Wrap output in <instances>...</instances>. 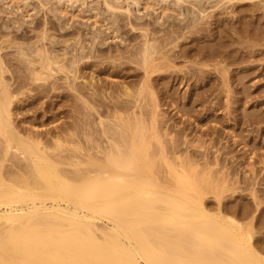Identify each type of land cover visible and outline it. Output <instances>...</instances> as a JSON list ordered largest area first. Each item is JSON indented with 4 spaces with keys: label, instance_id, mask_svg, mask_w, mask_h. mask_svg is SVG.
I'll list each match as a JSON object with an SVG mask.
<instances>
[{
    "label": "bare ground",
    "instance_id": "1",
    "mask_svg": "<svg viewBox=\"0 0 264 264\" xmlns=\"http://www.w3.org/2000/svg\"><path fill=\"white\" fill-rule=\"evenodd\" d=\"M38 1L40 2L41 0ZM101 1L102 0H100V2ZM122 1L123 0H121L119 3V0L116 2L113 0H104V7H106L108 10L111 18L112 16L117 17L116 14L120 13L122 16L123 14L124 16H131L132 9H129L128 7L124 8L121 5L123 3ZM127 1L128 0H124L126 4ZM160 1H162L165 5L160 6L162 2H159V0H146L143 3H141V0H132V3L134 4L133 6L136 5L138 8L143 7L147 9L150 6L153 12H157L155 14H157L159 22L162 16H166L170 12L171 13L169 14L168 19L170 18V15L173 16V18H177L178 16L183 17V12H181V9L184 7L183 4H185L187 0H174L172 3L174 4L173 6L170 4L171 1ZM190 1L188 0V3ZM201 1L202 0H198L196 2V0H193L189 4L194 7L196 3L200 5L198 2ZM206 1L208 2V0ZM206 1H204V3H207ZM231 1L234 2L233 6H235L234 0H224L223 2L231 3ZM236 1H239L240 3V1L243 0ZM252 1L250 0V2ZM0 2H5L6 7H14L15 4L17 8V4H19V0H0ZM58 2L60 3V0H58ZM65 2L69 3L70 9L73 7L72 4L74 5V3L76 4L79 2L80 4L81 2L83 5L85 4V0H65ZM129 2L131 3V1ZM220 2L221 1L218 0L212 7L216 8L219 6L218 4H220ZM88 4L89 3L86 5L88 6ZM94 4H97L96 7H98V3ZM197 4L196 6H199ZM212 4L214 3L212 2ZM130 5L132 6V4ZM157 6H160L161 12H159L160 8H156ZM56 7L53 9L56 10L58 14L66 15L71 18L72 13L66 10L65 7ZM189 7L191 6L189 5ZM207 7L211 9L210 6ZM16 8L11 9L19 10V7L17 9ZM203 8H205V6ZM203 8L201 9L200 7H196V11L194 12H192L193 10H190L191 12L188 9L186 10L187 14L190 13L192 15L191 18L185 15V17L190 18V20H186L191 22V26H196L195 24L199 20L205 23V19L207 18L206 16L208 14L206 13L207 8ZM184 9H186V7H184ZM191 9H195V7ZM167 11L170 12L168 13ZM56 12L55 14H57ZM166 12L167 14L165 15ZM23 14L20 16H24ZM106 15L104 17L107 18ZM102 16L100 15V18ZM114 17L112 18V21L108 20L107 18V21H110V23L112 22L115 26V23H118L119 19L116 21V18ZM166 17H163V20L160 22L161 24L164 23H162V21H167ZM21 19L22 18L19 17L17 21L19 22ZM86 19H93L92 24L99 25V28L103 26H100V24L103 23L101 20H103L105 23V19L102 18L100 20L101 23L98 24L99 21L97 19L99 18H97L96 15L88 16ZM183 19L185 20V18ZM203 19L204 21H202ZM158 20L157 23L160 24ZM169 20H173L171 22L173 23L175 22L174 20L177 19L170 18ZM180 20L181 19L177 21ZM181 21L183 22V20ZM112 23L110 30L114 31V29H112V27L114 28ZM161 24L159 27L164 26ZM187 24L189 26V23ZM143 25L139 24V26ZM116 26L118 25L116 24ZM175 26H173L171 30H173ZM181 26L179 25L178 27L177 23L176 27L179 29ZM188 26H183L179 30L182 31V29H187L188 31ZM171 30L170 32L172 34L173 31ZM179 30L174 29L173 33L176 34V37H179ZM191 30L192 29L190 28V31ZM46 31L47 30L45 29V33H47ZM116 31L118 32V30ZM140 31H142V35H139L142 37L140 38L142 43L137 51L133 50L136 51L135 54L133 52H130V54L132 53L133 56L136 55L138 57L137 62L139 61L141 66L145 67L146 75H149V72H155L153 71L155 68L153 62L154 56L160 53L158 46L163 45L162 42L166 41L161 36L163 41H161L162 44L159 43L158 45L156 44L158 39L156 40L157 37H154V35H156L154 30L152 32L147 27H143L140 29ZM95 33L97 36L98 33ZM201 34L198 35L201 36ZM91 35H94L93 32ZM113 35H115V31L111 36ZM166 35L170 37L171 41V38L175 36H169V33H166ZM190 35L193 34L191 33ZM202 36L201 38H204ZM49 37L52 36L49 34V36H47V40ZM168 37L164 38H167L166 40H168ZM183 37L184 35L182 38ZM39 38L40 37L38 36L37 39ZM74 38L77 39V42L78 38ZM120 38L122 41V37ZM199 38H193L192 41L195 42ZM7 39L10 41L12 40L10 38ZM66 39H64V41L62 39L63 42L61 41L63 44L65 43L64 45L67 43V41H65ZM101 39L102 37L100 39L98 38L99 42H97H101L103 45L105 43L103 41L104 38L102 39L103 42L100 41ZM208 39H210V37ZM73 40L75 41V39ZM174 40H177V38ZM94 41L91 40L93 45L95 44ZM14 42L13 44H15ZM35 42L36 41L30 43L31 46L29 44L28 48L27 46L23 47L26 44L23 45L18 43L19 45L21 44L20 46L23 49H26L25 51L23 50L24 52H22V48H19V45L16 48L17 50L19 49V52L15 51V53H19L18 59H22H19L20 65L26 68L28 71L23 72V75L28 74V76H30V81H32V83L34 82V85H36L35 83H39V86L37 87L40 88V86L43 87L44 82L52 79L51 77L53 76V73L59 72L57 73L58 75L61 73L69 74V71L72 70V65L77 61L70 62V58L68 59V56L71 54H67L69 51L67 47L72 46L76 48L77 46L74 42L73 44L75 46L73 44L71 45V43L70 45L67 43L69 45L65 47L67 51L62 48L65 52L63 50L58 52L59 50H57L58 53L56 52V54L49 52L52 49L50 48L51 43L47 46H50L49 49L46 47L49 50L48 51L47 49L45 50V48H41L42 44L39 45L40 47H37V45L36 47H32L33 43L35 46ZM61 42L60 44H62ZM82 42H84V39ZM98 43L96 44L98 45ZM166 43L168 44V42ZM201 43L202 41L200 44ZM167 44L165 45L164 43L165 47H167ZM81 45L79 44L78 46L81 47ZM83 45L85 46V44ZM83 45V49L80 48L82 51H85L92 46L88 44L90 47L87 46L88 48L84 49ZM94 47L96 46L94 45ZM94 49L93 52L95 51ZM191 49L193 48L191 47ZM88 50L91 51V49ZM166 50L167 49L164 51ZM70 51L72 52L73 50L71 49ZM204 51H206L205 48ZM76 52L77 51L73 53ZM59 53L61 54L59 55ZM227 55L229 56L228 58H230L231 55L229 53ZM74 56L71 58L73 61H75L73 59ZM82 56L78 57L82 58ZM84 56L85 58L87 57L86 53ZM208 56H205V60L208 58ZM65 57L67 60H65ZM88 57L91 58V56ZM88 57L86 59H88ZM186 57L184 56L183 58ZM77 58L75 57L76 60ZM85 58L83 57V59ZM228 58L227 60H230ZM198 59L199 58L197 57V60ZM209 60L210 59L207 61ZM1 61L0 153L2 154V159H0V264H264V223L261 222L264 220V218L259 220V223L255 216L256 213L260 216L264 210V206L260 207L263 203V200H260V197L264 196V188L262 187L261 189L260 187V189H257V187H255V185L258 184L257 182L260 181L258 180L260 178L255 180V172H253L254 170L251 169V167L249 168L251 169L250 171H252L250 172L251 174L245 176V172H243V177L245 178L242 177V179L249 182L250 190L248 189V191L250 192L246 195H249L254 202L256 206L255 213L252 215L251 208L248 206L249 203L248 205L247 203H243L241 206L246 204L244 205L245 208L242 206L243 208L241 207V209L244 210H242L243 212L240 216H237V214L232 212V210H229L230 208L232 209L230 205V208L228 205L225 206V203L227 202L225 195L228 193L231 194L232 197L237 192L238 188L240 189V185H238L239 179H237V176H233V178H235L233 179L232 175L228 177L229 175L226 170L215 171L213 169L214 165L212 167V164H206L202 166V163L200 164V161H198L201 157L197 159L195 158L196 156L194 157V155L188 156L190 154L188 152H186L187 154L182 155L183 150L180 151L178 155V149L176 150V145L173 144L170 146L171 144L169 145V143L171 141L169 142L167 139H163L166 137H163L159 131L160 122H158L157 113L154 110L151 111L150 114L146 116V118H143L142 116L137 117L135 115L127 116V113H125L127 115L124 114V116L119 112H114L113 115L111 113L110 115L112 116L114 127H109L104 124L105 126H102L100 134L98 132V134L96 132L94 133L92 129H90L93 133V137L95 134H97L99 139L93 138L90 136L91 134L89 132L87 133L90 135L85 131V140L83 141L84 143L82 145L81 142L83 139L80 136L79 138L81 141L78 140L77 132H75L76 136L73 133V136H71L69 139H67V137L62 138L56 136L54 140L48 144H44L39 136L35 135L34 133V135L32 133L25 135L20 134L13 126L9 112L11 94L9 93V90L2 79L3 62L1 63ZM21 61L24 62L25 66H23V62L21 64ZM67 61L70 64L68 63L67 65ZM155 62L158 61L155 60ZM161 63L162 61L159 64ZM197 66L199 67V64ZM73 68H76L75 65ZM147 69L149 70L147 71ZM245 69L248 68H244L243 70ZM218 70L219 69H217V71ZM219 72L220 71L217 73L219 74ZM223 72L224 70L220 73L225 76V73ZM206 73L203 72V76L197 75V79L203 80L205 77H207ZM74 74L75 70H73L72 75ZM191 75L193 76V74H190V77ZM72 77H68V80H70ZM174 77L176 76L174 75ZM195 79L196 78H194V80ZM222 79L224 80V78ZM175 85L173 87H175ZM71 86H69V88H72ZM176 86H178V84ZM36 90L39 91V89ZM145 90L147 89L142 83L138 90L136 89V93L134 91V94L141 96ZM42 91L46 93L45 89H42ZM122 91L123 92L121 93L124 94L123 96L125 97L132 98V95H134H131V90L129 91L128 89ZM223 93L226 92L223 91ZM228 93L229 92L227 91V94ZM148 95L152 96L151 92L148 93ZM91 98L92 97H90V99ZM139 99L141 98L139 97ZM129 101L133 102V99H130ZM89 102H91V100ZM130 103L131 102H126L124 107ZM142 103H144V101L141 102V105ZM121 104H123V102ZM128 107L130 108L131 106H127L125 112H128ZM143 107H145V105H142L141 110H143ZM134 109L132 110L133 112L135 111ZM145 110H147V108H145ZM89 111L90 110H87V112ZM136 112L137 110L134 113ZM141 112L143 113L144 111ZM147 113L145 115H147ZM137 114L138 112L136 115ZM86 121L84 123H86ZM161 123L163 122L161 121ZM74 125L75 124H71V126ZM86 125L90 126V123H86ZM68 126L70 125L68 124ZM88 126H86L85 130H87ZM92 126L93 124L91 125V128ZM72 128H75V126L71 127V129ZM93 128H95V126ZM39 133L40 132H38V134ZM196 143V148H199L202 145L204 146L200 140ZM190 144L192 145L193 143ZM202 147L200 148L202 149ZM205 149L207 150V148ZM9 156H11L10 159L8 158ZM12 157L16 158V161L21 164L20 166H22L21 168L24 175L20 176L19 178L14 177L13 175V177H4V174L1 172L4 162H6V160L11 161L13 159ZM205 157L203 159L204 162L206 160ZM203 160H201V162H203ZM206 161L207 163H209L208 161L213 163L212 161H214V159H208ZM16 166L18 165L16 164ZM221 167L222 166H220L218 169ZM215 168L218 170L216 166ZM252 174V178H254L252 180L250 178V182V180L247 178L251 177ZM232 180L235 181L233 182ZM259 185H262V183ZM243 187L246 188L244 184L241 186V188ZM245 188L243 189L244 192ZM243 191L241 192L243 193ZM239 193H237V195L240 197L242 193ZM246 195L242 194L243 197L241 196L240 199L244 200L243 198L244 196L247 197ZM211 199L212 202H209Z\"/></svg>",
    "mask_w": 264,
    "mask_h": 264
},
{
    "label": "rangeland",
    "instance_id": "2",
    "mask_svg": "<svg viewBox=\"0 0 264 264\" xmlns=\"http://www.w3.org/2000/svg\"><path fill=\"white\" fill-rule=\"evenodd\" d=\"M113 1L116 2L117 0ZM129 1H131V3ZM141 1V3H143L146 0ZM165 1H171L170 4H172L174 0ZM197 1L198 0H196V2ZM204 1L206 0L198 2L200 3V5L196 3L199 6H196L195 4V9H191L194 7H192V5L189 4L190 2L188 3L187 0V2L185 3L186 6L185 4H183L186 9H184V7H182L181 9V12H183V17L178 16L177 18H173V16L170 15L171 19H181L183 20V22L181 20H174L175 22L171 23L173 20L170 21V18L168 19L171 12L167 11L168 13H170L167 14L166 12L165 15L167 14V17L162 16L160 18V22L161 20H163V17H166L167 19H165L167 21H162V23H164L161 24L157 18V14H155L157 12H153L150 6L147 9L143 7L138 8L136 5L133 6L134 4L132 3V0H128L127 4L123 0L122 2L124 3V5L123 3L121 5L124 8L128 7L129 9H132V14L130 13L131 16H124V14L122 16L121 13L116 14L118 18L116 16H112V18H116V21H118L117 19H119L118 23H115V26L111 22L113 24L112 26H114V28L112 27V29H114L115 31V35L113 36L111 35L114 33V31L110 30V21H112V18L108 13L106 7H104V0H102L101 2L100 0H85L84 5L82 4V1V3L80 2V4L79 2H77L76 4L74 3V5L72 4L73 7L71 9L69 3L65 2V0H60V3L58 2V0H41L40 2L38 0H19V4H17V8L19 7V10H13L16 8L15 4V8L13 6H10L11 8H13L11 9L10 7H6L5 2H0V61L2 60L1 63H4H2V79L7 89L9 90V93L11 94L9 112L11 115L13 126L20 134L25 135L28 133H34L35 135L39 136L44 144L51 143L56 136L62 138L67 137V139H69L71 136H73V133L76 136L75 132H77L78 140L81 141L79 138L80 136L83 139L81 142L82 145L84 143L83 141L85 140L84 135L87 132H89L91 135L89 133L87 134L93 137L92 131L94 133L98 132L100 134V130L104 124L109 127H114V122L112 121V116L110 115L111 113L113 115L114 112H119L122 113L121 115L123 116L125 113H127L128 115L125 114L127 116L135 115L137 117L142 116L143 118H146V116H148L150 112L154 110L157 113L158 122H160L159 131L161 132L163 137H166L163 139H167L169 142L171 141L170 143L168 142L169 145L171 144L170 146H172L173 144L176 145V150L178 149V155L180 151L183 150V153L181 152L182 155H185L187 154L186 152H188L190 153L188 156L194 155V157L196 156L195 158L197 159L199 157H203L202 159L200 158V160H198L200 161V164L202 163V166L206 164H212V167L214 165L213 169L215 171L226 170L229 175L228 177H230V175H232V178L233 176L235 177V175L237 176V179H239L238 185H240V189L238 188L237 192L235 193L236 196L234 194L235 197H231V194L228 193L225 195V198H227V202L225 201L227 204L225 203V206L228 205L229 208L231 206L232 209H228L232 210V212L237 214V216H240L243 212L242 210H244L241 209V207L246 205L244 204L241 206V204L247 203L248 205L249 203L248 206L251 208V212L253 215L255 213L256 206L251 197L249 195H246L250 192L248 191L250 185L249 182H247V180L244 181L242 177L244 176L243 172H245V176H247L248 174H251L250 172L252 171L250 170L253 169V172H255V180L260 178L258 179L260 180L259 182L256 181L258 184L255 185V187H257V189H260V187L261 189L262 187L264 188V0H251L252 2H250V0H243L240 1V3L239 1L234 0L235 6H233V1H231V3H224V0H219L221 2L216 8L212 6L215 5L218 0H208V2L206 1L207 3H204ZM120 2L121 0H119V3ZM159 2L162 1L159 0ZM212 2L214 4H212ZM87 3H89L88 6L86 5ZM94 3H98V7H96L97 4L95 5ZM130 4H132V6ZM164 5L165 4L163 2L162 4H160V6ZM173 5L174 4H172L171 6ZM189 5L191 7H189ZM203 5L205 6V8H207L206 13L208 14L206 16L207 18L205 19V23L199 20L195 24L196 26L192 25V27L190 25L191 22L188 21L190 20L192 15L190 13L187 14L186 10H193L192 12H194L196 11V7H200L202 9L204 7ZM60 6L65 7L66 10L72 13L71 18L66 15L58 14L56 10L53 9L54 7L58 8ZM160 6H157L156 8L159 9ZM207 6H210L211 9H209V7ZM137 8L141 10H138ZM53 10L57 14H55ZM10 12H13L14 14ZM159 12H161V8L159 9ZM22 14L24 16H20ZM93 15H96V17L99 18L97 19L99 21L98 24L103 22L100 24V26L103 25L101 26V28H99V25L92 24L93 19H86L88 16ZM100 15L103 16L100 18ZM105 15L110 21H107V18L104 17ZM185 15L190 18L185 17ZM19 17L22 18L21 21L19 20V22L21 23L17 21ZM102 18H106L105 23L103 20H101ZM183 18H185V20ZM156 19L161 25L164 26L159 27L160 24L157 23ZM202 21H204V19ZM176 22L178 23V27L179 25L181 26L183 23H185L179 29H181L183 26H188L187 23H189L188 31L187 29H182V31H180L178 27H176ZM116 24L118 26H116ZM139 24L144 25L139 26ZM173 26L176 27H174V29L179 30V32L181 33L180 34L177 31L179 37H176V34L173 33L174 29L171 30ZM143 27H147L152 32L154 30L156 34L154 35V37L156 36V40H159H157L158 43L156 42V44L159 45V43H163V45H161L162 47L160 45H156L160 49V53L154 56L153 65L155 66V68L153 69V71L155 72H149V75H146L145 67L141 66L139 61L137 62L138 57L136 55L133 56L132 53L130 54V52H133L135 54L142 43V40L140 39L142 37H140L139 35H142V31H140V29ZM190 28L192 29V32L190 31ZM45 29L47 30V33H45ZM115 29L118 30V32ZM96 30H99L100 32ZM170 30L173 31L172 34ZM94 31L98 33L99 37L98 35L96 36V33ZM92 32L94 35H91ZM166 33H169V36L175 35L171 38L172 41L170 40V37L166 35ZM191 33L195 37L193 35H190ZM49 34L52 37H49V39L47 40V36H49ZM198 34H201V36L204 35L202 36L204 38H201V36H199ZM37 35L40 37L39 39H37ZM183 35L184 37L182 38ZM93 36L95 39L93 38ZM161 36L166 42H168V44L164 42L163 39H161ZM74 37L78 38L77 42V39ZM101 37L102 39L104 38L103 41L105 43L103 45L101 42L98 43V38L100 39ZM120 37H122V41ZM164 37H168V40H166L167 38ZM175 37L177 38V40H174L176 39ZM196 37L200 38L193 42L192 39H196ZM209 37L210 39H208ZM7 38H10L12 40L10 41ZM61 38L63 39V41L64 39L68 38L70 41L68 39H66L65 41H67L69 45L70 43L72 45L74 42L77 47L75 48L69 46L67 43L66 45H64L65 43H62L63 41ZM60 39L62 42L60 41ZM73 39H75V41ZM81 39H84V42H82ZM102 39L100 41H102ZM91 40H95L94 45L96 47H94L93 43H91ZM34 41H36L37 43L35 42V46L33 43L32 47H36V45L37 47H40L39 45L42 44L41 48H45V50L47 48L49 49L50 46H47L51 43L50 48L52 49L50 51L48 49L47 50L52 54H56L57 50H59L58 52H61V50L63 49H65L66 51L67 49L69 51L72 49L73 51H70L71 53L69 51L67 53L71 55L66 56H68V59L70 58V62L77 61L72 65V70L69 71V74L61 73L63 75L62 76L61 74H57L59 72L53 73V76L51 77L52 79L44 82L43 87L40 86L41 89L37 87L39 86V83H35L36 85H34V82L32 83V81H30V76H28V74L24 73L26 75H23V72L28 71L26 68L20 65V58L18 59L19 49H16L19 45L18 43H21L23 45L26 44L22 46H27L28 48L29 44ZM161 41L163 42L161 43ZM197 41H202V43L200 44V42L198 43ZM13 42L16 45L13 44ZM60 42L62 44H60ZM82 43L85 44V46ZM96 43H98V45ZM164 43L165 45L167 44V47H165ZM79 44H82L84 46V49H87V46L90 47V45H92L90 48H88L91 49L92 52L87 49L91 54H89L87 50L82 51V45L80 47L78 46ZM20 45L19 48H22ZM66 46L69 47H67L66 49ZM190 46L193 49H191ZM202 47H204L206 51H204V48ZM184 48H186L187 50ZM93 49L95 50L94 52ZM165 49L167 50L164 51ZM23 50L25 51L26 49L22 48V52H24ZM74 50L77 52L73 53L75 52ZM15 51L18 52L15 53ZM85 53L86 56L88 53V56H91V58L87 56L88 59H86L87 57L85 58L84 56ZM228 53L231 55L230 58H228ZM14 54H17V57ZM60 54L61 53H59V55ZM208 55L210 56V58ZM73 56V59L75 61L71 60ZM78 56H82V58H79ZM184 56L187 57L183 58ZM205 56H208L206 60ZM75 57H78L80 62L78 61V58L76 60ZM83 57L85 59H83ZM197 57L199 58L198 60ZM227 58L230 60H227ZM208 59L210 60L207 61ZM65 60H67V58ZM155 60L158 62H155ZM161 61L162 63L159 64ZM22 62L23 61H21V64ZM68 63L69 62L67 61L66 64L68 65ZM198 64L199 67L197 66ZM74 65L77 69L73 68ZM157 65L160 67L163 66L165 68H160ZM23 66H25L24 62ZM244 68L248 69L243 70ZM217 69H219L218 71L220 72L224 70L223 73H225V76L220 72L218 74ZM73 70H75V76L72 75ZM148 70L149 69H147V71ZM225 70L227 71V73ZM203 72H207V77L203 79L204 81L201 79L198 80L197 75L203 76ZM190 74H193V76L191 75L190 77ZM68 75H70L71 77L74 76L72 77L73 79H70L71 81L68 80V77H70ZM174 75L176 77H174ZM154 77L157 79H155ZM194 78L196 79L194 80ZM222 78H224V80ZM69 81L72 84H70ZM142 83L148 91L145 90L141 96L135 95L134 91L136 93V89L138 90ZM173 84H178V86L175 85V87H173ZM69 86H71L72 88H69ZM133 88L136 89L134 90ZM36 89H39L40 92ZM42 89H45L46 93H44ZM125 89H128L129 91L131 90V95L134 94L132 95V98L123 96L124 94H122L121 92H123L122 90ZM223 91L226 93H223ZM227 91L229 92L228 94ZM150 92L152 96L148 95V93ZM90 97L92 98L90 99ZM139 97L141 99H139ZM146 98H148L149 100ZM89 99L91 100V102H89ZM130 99H133V102L129 101ZM128 101L133 104H127L126 107L129 105L131 107H128V112H125L126 107L124 106L126 102L129 103ZM143 101L144 103H142V105H145V107H143V110H141V102ZM148 101L150 102V104ZM122 102L123 104H121ZM116 106L118 107V109ZM106 107L109 110H107ZM145 108H147L148 111L145 110ZM110 109L112 112L110 111ZM133 109L135 111L137 110V115V112L134 113L135 111H132ZM87 110L90 111L87 112ZM141 111L144 112L142 113ZM145 111H147L148 113ZM146 113L147 115H145ZM107 114H109L110 116ZM85 121L87 124L90 123V126L86 125V123H84ZM161 121L163 123H161ZM68 124L70 126H68ZM71 124H75V128L71 129V127H74L71 126ZM92 124L93 126L91 128ZM85 125L88 126V131L85 130ZM94 126L95 128H93ZM90 129H92V131ZM37 131L40 133L38 134ZM97 134H95L96 137L94 135L93 138L99 139V136ZM199 140L204 144V146L201 144L204 148L200 146L202 147V149L200 147L196 148L195 146L197 144L196 142H199ZM190 143H193L194 145H191ZM205 148H207V150ZM199 152L200 154H202L200 155ZM204 157L206 160L214 159V161H212L213 163H210L211 161H208L209 163H207L206 160L204 162ZM8 158L10 159L11 156H9ZM0 159H2L1 153ZM12 160L11 161L14 164L10 160H6V162H4V166L1 170V172L4 174V177L14 176L19 178L20 176H23L24 173L21 168L22 166H20L21 164L16 161V158H13ZM201 160H203V162H201ZM16 164L18 166H16ZM215 166L217 167V169L220 166L222 167L216 170ZM250 167L251 169H249ZM252 176L253 174L251 175V177L248 176L249 178L247 179L250 180L251 178L252 180L254 178H252ZM260 183H262V185H259ZM243 184L247 189L245 187L241 188ZM244 188L245 192L243 191ZM241 191H243V193ZM237 193H242L247 197L244 196V200H242L240 199L242 194L239 197ZM263 198L264 196L260 197V200H263V203L260 207L264 206ZM209 202H212V199L211 201L209 200ZM263 213L264 210L262 214ZM262 214H260V216L257 213L255 214L258 222L259 220H262L264 218V214ZM261 222L264 223V220H262Z\"/></svg>",
    "mask_w": 264,
    "mask_h": 264
}]
</instances>
